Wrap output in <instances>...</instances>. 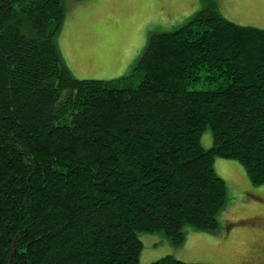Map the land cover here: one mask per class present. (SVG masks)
<instances>
[{
  "label": "trees",
  "instance_id": "obj_1",
  "mask_svg": "<svg viewBox=\"0 0 264 264\" xmlns=\"http://www.w3.org/2000/svg\"><path fill=\"white\" fill-rule=\"evenodd\" d=\"M203 1L127 74L80 79L56 42L64 0H0V264H138L140 231L217 228L216 157L264 183V27Z\"/></svg>",
  "mask_w": 264,
  "mask_h": 264
},
{
  "label": "rangeland",
  "instance_id": "obj_2",
  "mask_svg": "<svg viewBox=\"0 0 264 264\" xmlns=\"http://www.w3.org/2000/svg\"><path fill=\"white\" fill-rule=\"evenodd\" d=\"M225 18L241 24L264 22V13L250 9L252 0H215ZM65 16L56 42L70 72L76 78L112 79L130 71L142 55L151 34L173 31L204 5L203 0H64ZM148 15V26L141 35L132 38L129 44L122 42V35L129 33V22L137 23ZM256 26V25H254ZM264 26V23L261 24ZM262 28V27H261ZM145 41V43H144ZM204 147L212 145V133L206 128L201 134ZM215 172L226 184V201L217 213L218 226L215 230L197 229L184 225V240L175 245L159 231H140L142 249L138 264L150 262L171 254L186 262L214 264L227 253L233 244L238 251L254 250L243 234L225 240L222 228L228 221L240 217L236 227L243 226L245 218L264 217V183L253 184L243 166L235 158L216 157ZM246 178H245V176ZM248 216V217H247ZM221 233V235H220ZM239 234V233H237Z\"/></svg>",
  "mask_w": 264,
  "mask_h": 264
},
{
  "label": "crops",
  "instance_id": "obj_3",
  "mask_svg": "<svg viewBox=\"0 0 264 264\" xmlns=\"http://www.w3.org/2000/svg\"><path fill=\"white\" fill-rule=\"evenodd\" d=\"M249 6L250 9L254 10L258 14L264 13V0H252ZM134 22L135 21L129 22V26H127L128 29L126 30H128L129 33L126 36L124 34L122 35V42H126V45L129 44V42H131L130 40L132 38L136 37L137 35L138 36L141 35L143 29L146 26H148L147 24L148 15L147 14L144 15L142 18L139 19L137 23ZM256 22L258 23V25L257 24H253V25L264 27L261 26V24L264 23L263 21L262 22L256 21ZM257 209L261 210L262 214L264 215V207ZM240 217H244L242 215V212H238L235 218L233 217V219L228 221L229 223H226L225 227H222L225 231L227 229L229 233H224L221 236V239L225 240V238L229 239L231 237L237 235L239 236L243 234L245 238L244 240L250 245H253L255 249L238 251L237 248H235V246L231 244L230 245L231 249L227 253H225V255L222 256V258L216 261L214 264H264V217H258L254 215L251 216L252 218H245L243 223L244 225L239 228L241 232H238V230L236 229L232 230L231 228L233 226L236 227V223L240 221V219H238Z\"/></svg>",
  "mask_w": 264,
  "mask_h": 264
}]
</instances>
